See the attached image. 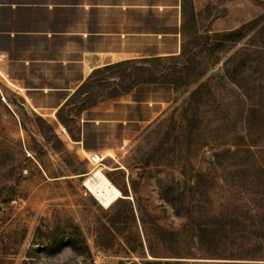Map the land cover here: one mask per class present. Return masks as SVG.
<instances>
[{"label":"rangeland","instance_id":"1","mask_svg":"<svg viewBox=\"0 0 264 264\" xmlns=\"http://www.w3.org/2000/svg\"><path fill=\"white\" fill-rule=\"evenodd\" d=\"M191 1L213 35L194 99L140 86L62 107L85 60L178 51L180 0H0V264L152 260L121 238L95 245L110 220L130 226L128 203L109 211L86 190L97 171L179 232L195 257L181 264H264V0ZM92 22L102 35L86 36Z\"/></svg>","mask_w":264,"mask_h":264},{"label":"trees","instance_id":"2","mask_svg":"<svg viewBox=\"0 0 264 264\" xmlns=\"http://www.w3.org/2000/svg\"><path fill=\"white\" fill-rule=\"evenodd\" d=\"M179 8L178 33L181 43L178 51L165 55L149 54L127 58L93 67L62 107L67 106L72 97L80 94H84L83 100L92 106L99 101V98H117L140 86H168L173 93L186 94L187 103L194 99L200 92V86L204 84L211 68L208 53L213 35L210 30L205 31L199 25L201 11L195 10L191 0H180ZM262 18L264 19V15ZM70 135L72 136V133ZM106 176L113 183L110 176ZM114 185L119 189L122 197L113 201L112 206L109 205V211H114L118 203H128L130 226L128 232L123 229L122 225L116 227L115 222L121 224L120 219L115 222L110 220V225H102L105 233L95 237V245L101 252L109 251L113 243L121 238L127 245L128 253L145 248L146 253L152 259H148L145 264H160V258L176 259L173 261L181 264L187 258H195L185 256L189 253L185 254L180 247L182 241L178 231L158 224L157 218L143 208L138 201L134 205L127 201L126 196L129 194L124 188ZM130 187L134 192L133 199L139 200L133 181H130ZM115 213L117 218L121 217V213ZM174 247L176 249H173ZM84 248L89 252L85 240Z\"/></svg>","mask_w":264,"mask_h":264},{"label":"bare ground","instance_id":"3","mask_svg":"<svg viewBox=\"0 0 264 264\" xmlns=\"http://www.w3.org/2000/svg\"><path fill=\"white\" fill-rule=\"evenodd\" d=\"M85 188L103 207H108L118 197H122L119 189L101 171L95 172L85 182Z\"/></svg>","mask_w":264,"mask_h":264},{"label":"crops","instance_id":"4","mask_svg":"<svg viewBox=\"0 0 264 264\" xmlns=\"http://www.w3.org/2000/svg\"><path fill=\"white\" fill-rule=\"evenodd\" d=\"M76 2H72V5H77V4H75ZM82 6H80V8H81ZM89 11H86L85 9H82L83 10V13H86L87 15H88V13H90L92 10V8H99L98 6H96L95 5V3H91V5H89ZM90 15V14H89ZM96 21V20H95ZM91 22V21H90ZM89 22V23H90ZM91 25H93V22L91 23ZM96 25H98V22H96V23H94V25L93 26H90V27H88V25L87 24H85V26H86V30H85V33H86V36H90V35H95V36H100V35H102V32L100 31V30H96L94 27L96 26ZM100 34V35H99ZM99 53V52H98ZM97 52H95V54H98ZM127 58H134V57H130V56H127V57H122V58H119V59H117V60H115V61H119V60H122V59H127ZM84 59V58H83ZM83 59H82V61H83ZM87 63H91L92 64V66H91V68H93V67H96V66H99V65H104V64H108V63H112V62H115V61H101V59H99V61L97 60V62H95V63H92L91 61H87V60H85ZM99 62V63H98ZM97 63V64H96Z\"/></svg>","mask_w":264,"mask_h":264},{"label":"water","instance_id":"5","mask_svg":"<svg viewBox=\"0 0 264 264\" xmlns=\"http://www.w3.org/2000/svg\"><path fill=\"white\" fill-rule=\"evenodd\" d=\"M128 198V197H127Z\"/></svg>","mask_w":264,"mask_h":264}]
</instances>
